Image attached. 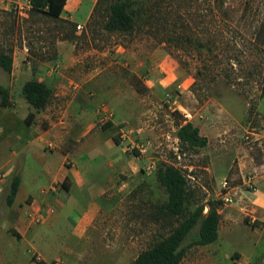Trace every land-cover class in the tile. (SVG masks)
Here are the masks:
<instances>
[{"label":"rangeland","instance_id":"1","mask_svg":"<svg viewBox=\"0 0 264 264\" xmlns=\"http://www.w3.org/2000/svg\"><path fill=\"white\" fill-rule=\"evenodd\" d=\"M113 2L103 0L81 29L41 14L22 16L17 6L0 7L1 47L13 54L14 46L25 45V61L36 71L45 67L60 73L72 57L89 74L86 79L95 77V87L87 91L100 106L96 127L125 167L121 180L133 182L107 220H99L96 242L82 258L67 255L66 244L75 240L69 223L51 229L44 214L42 221L34 219L44 233L33 245L50 264H131L163 237L170 226L153 213L168 200L157 180L166 164L186 175L188 207L204 204L207 213L209 203L222 204L220 182L238 169L240 157L248 173L257 174L254 167L264 162V0H129L136 21L131 32L105 29L106 7ZM62 40L74 49L60 54ZM83 79H75L71 90ZM17 110L27 114L21 103ZM186 121L210 132L205 147L182 146L176 133ZM142 145H148L144 154L136 148ZM230 179L244 185L241 176ZM243 229L254 232L255 227L248 223ZM228 244L218 256L217 246L193 245L185 259L211 264L213 257L214 264H237L238 257H224L236 242Z\"/></svg>","mask_w":264,"mask_h":264},{"label":"crops","instance_id":"2","mask_svg":"<svg viewBox=\"0 0 264 264\" xmlns=\"http://www.w3.org/2000/svg\"><path fill=\"white\" fill-rule=\"evenodd\" d=\"M97 2L67 0L61 19L85 24ZM2 6L7 10L11 6L20 7L22 10L18 12L22 16H30L29 0H0ZM79 15L85 19L83 23L78 20ZM57 49L66 54L74 46H66L62 40ZM27 52L25 45L14 46L12 71L0 69V85L9 92V105H0V264H36L34 256L50 264V259L33 245L43 238L42 228L34 221L40 214L45 215L51 229H60L64 223L72 226L76 242H65L68 257L87 256L88 247L96 242L99 220L106 219L111 207H116L133 189V182L120 178L125 167H121L120 158L112 156L113 143L111 140L104 143L96 127L100 106L96 96L90 97L87 91L95 87V77L86 79L89 74L77 67L72 57L63 72L45 67L36 71L25 61ZM33 78L46 82L53 90L49 102L53 103L41 110H35L22 91L24 84ZM78 78L83 81L81 85L75 84L79 88L72 91ZM20 103L27 108L24 116L17 110ZM30 113L34 116L27 122ZM195 126L209 143L210 132L203 131L204 126ZM245 161L244 156L239 158L238 169L230 178H242L250 172L244 167ZM253 171L257 172L255 189L248 191L242 184V188L238 186L235 202L219 204L218 239L204 245L217 246L218 256L234 240L236 245L224 252V257H238L237 264H264V162ZM15 176L20 178V185L13 203L8 205L6 198ZM54 186L58 189L50 190ZM75 213L77 216L72 219ZM248 223L254 225V232L243 229ZM243 245L250 248L243 251ZM210 258L214 264L215 260ZM185 261L184 258L180 264ZM87 262L94 263V259L88 257Z\"/></svg>","mask_w":264,"mask_h":264},{"label":"trees","instance_id":"3","mask_svg":"<svg viewBox=\"0 0 264 264\" xmlns=\"http://www.w3.org/2000/svg\"><path fill=\"white\" fill-rule=\"evenodd\" d=\"M31 4L30 15L41 14L54 20L61 19L67 0H29ZM103 0H98L94 12H97ZM129 0H114L106 7L109 15L105 21V29L109 31L131 32L135 28V18L130 9ZM74 28L77 24L65 21ZM69 37H71L69 35ZM0 67L11 72L13 68V54L0 46ZM23 94L35 110L45 108L50 102L53 90L46 82L33 78L23 86ZM264 95V90H263ZM0 105H9L8 89L0 85ZM34 116L30 113L27 122ZM177 136L182 146L202 148L208 144V138L201 135L199 127L191 121L179 123ZM157 180L165 187L168 200L159 206L153 213L156 221H163L170 226L169 231L154 242L149 248L141 251L131 264H180L185 258L189 248L193 245H207L218 239L220 214L218 202L209 203V210L204 212L205 205L201 204L195 209L188 207L189 191L186 175L180 168L166 164L157 171ZM20 185V178L15 176L12 180L6 201L11 205L15 199ZM175 219V222H174ZM163 223V224H164ZM198 228L194 235L193 231ZM187 243V240H189ZM35 259V257H34ZM36 264H47L39 260Z\"/></svg>","mask_w":264,"mask_h":264},{"label":"built area","instance_id":"4","mask_svg":"<svg viewBox=\"0 0 264 264\" xmlns=\"http://www.w3.org/2000/svg\"><path fill=\"white\" fill-rule=\"evenodd\" d=\"M21 10H22V8L19 7V12H21ZM77 27L81 29L83 26H82V24H77ZM107 116H109V115L107 114ZM249 134L253 135V136H256V133H253V132H251ZM250 135L246 136V139H248L249 142L251 141L250 140ZM255 138H257V137H255ZM144 144H148L149 145V142H145ZM148 145L147 146L142 145V147L138 146L136 148H138L140 154H144L145 148H147ZM153 167H154L153 165H150L148 167V169L151 170ZM0 177H2L1 173H0ZM243 178H244L243 182H244L246 190L253 191L255 189V186H256L257 174L255 172L248 173V174L244 175ZM220 187L221 188H220L219 198H220L221 202L225 203V204H231V203L235 202V199H236V196L238 194V191H239L238 189L239 188H238L237 185H235L233 183V181L228 176H226V177H224L222 179ZM57 189H58V186H54L50 190L55 191ZM206 211H207V207H205L204 212H206ZM42 215L43 214L37 215L35 217V220L36 221H42L43 220V216ZM35 260L39 261L40 258H37V259L35 258Z\"/></svg>","mask_w":264,"mask_h":264}]
</instances>
